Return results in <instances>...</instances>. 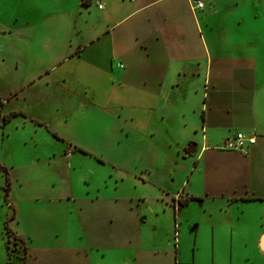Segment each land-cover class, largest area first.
<instances>
[{"label":"rangeland","instance_id":"374dc122","mask_svg":"<svg viewBox=\"0 0 264 264\" xmlns=\"http://www.w3.org/2000/svg\"><path fill=\"white\" fill-rule=\"evenodd\" d=\"M202 1L204 16L210 6L222 15L214 24L198 15L200 27L205 23L218 40L209 62L264 65V0ZM88 2L0 0V264H143L135 250L148 252L144 262L150 264L162 248L164 236L151 219L161 212L160 188L179 189L185 173L180 155L199 96L194 92L191 103V88L171 93L153 87L161 99L147 103L143 119L139 98L146 93L138 77L122 86L121 70L110 72L101 65L104 51L87 45L104 23L96 0L84 15L81 4ZM178 10L199 50L187 0H178ZM168 37L176 38L170 30ZM117 61L112 68L122 66ZM181 111L190 119L184 121ZM19 112L24 116L5 123ZM250 223L256 231L264 228V205L251 208ZM238 260L233 264H245ZM252 260L264 264L257 253Z\"/></svg>","mask_w":264,"mask_h":264},{"label":"crops","instance_id":"0c3cea01","mask_svg":"<svg viewBox=\"0 0 264 264\" xmlns=\"http://www.w3.org/2000/svg\"><path fill=\"white\" fill-rule=\"evenodd\" d=\"M88 1L81 4L85 16L93 7V0ZM197 1L205 4L202 0L187 3L199 34V50L192 35L185 32L191 24L178 10V0H96L95 10L102 13L103 29L87 45L104 51L105 63L101 65L110 72L121 70L122 86H133L138 77L137 86L146 93L139 98L143 119L147 103L153 106L161 99L156 94L160 89L176 93L191 88V103L194 92L199 96V106L190 111L191 115L196 114L195 124L190 126L192 135L180 155L185 172L181 190L162 187L159 191L161 212L151 222L154 231L164 237L158 256L148 263L233 264L238 257L239 263L254 264L253 254L264 257V228L256 231L250 223L251 208L264 205V65L253 59L222 67L211 64L208 51L218 40L205 23L203 29L200 27L198 15L211 24L222 15L212 13L214 7L210 6L209 14L204 16V8L193 9ZM157 12L160 21L154 20ZM138 16H144L145 21L136 20ZM134 30L138 32L130 39ZM168 30L176 38H169ZM121 39L125 44L119 46ZM85 49L86 46L79 50ZM115 59L122 66L112 68ZM181 112L184 121L190 119L187 111ZM237 132L257 137L248 155L221 148L225 139ZM189 144L193 147L187 151ZM177 195L182 201L190 197L201 199L181 205L175 201ZM138 214L142 215L139 222L145 220L144 228H149L146 215ZM139 225H134L138 232L142 223ZM250 245L255 247L254 253L248 251ZM244 251L248 253L245 257ZM134 254L135 260L141 256L145 261V256H150L138 250Z\"/></svg>","mask_w":264,"mask_h":264},{"label":"built area","instance_id":"2783aa9c","mask_svg":"<svg viewBox=\"0 0 264 264\" xmlns=\"http://www.w3.org/2000/svg\"><path fill=\"white\" fill-rule=\"evenodd\" d=\"M204 4L201 1L193 6V9L202 10ZM257 137L255 134H247L244 132H237L231 137L225 139L224 143L221 145V148L228 151L238 152L243 155H248L251 151V148L256 144ZM176 200L180 201L181 196L177 195Z\"/></svg>","mask_w":264,"mask_h":264},{"label":"trees","instance_id":"16d2710c","mask_svg":"<svg viewBox=\"0 0 264 264\" xmlns=\"http://www.w3.org/2000/svg\"><path fill=\"white\" fill-rule=\"evenodd\" d=\"M18 115H20V113H13L11 116H8V117H6L5 119H4V121H5V123H9V122H11V120H12V118L13 117H15V116H18ZM55 137H56V135L55 134H53ZM57 138V137H56ZM77 150H79V151H81L79 148H76ZM10 185V184H9ZM9 189H10V187L8 186V187H6V195H8L7 193H8V191H9ZM201 198L200 197H190L189 199H186L185 201H182V205H186L190 200H200ZM7 226H5V228H6Z\"/></svg>","mask_w":264,"mask_h":264},{"label":"water","instance_id":"95a60500","mask_svg":"<svg viewBox=\"0 0 264 264\" xmlns=\"http://www.w3.org/2000/svg\"><path fill=\"white\" fill-rule=\"evenodd\" d=\"M263 240H264V238H263ZM264 243V242H263ZM263 246H264V244H263Z\"/></svg>","mask_w":264,"mask_h":264}]
</instances>
